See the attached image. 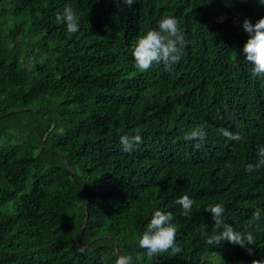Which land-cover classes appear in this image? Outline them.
<instances>
[{
	"label": "trees",
	"instance_id": "16d2710c",
	"mask_svg": "<svg viewBox=\"0 0 264 264\" xmlns=\"http://www.w3.org/2000/svg\"><path fill=\"white\" fill-rule=\"evenodd\" d=\"M66 5L76 33L57 23ZM165 15L185 36L182 57L141 72L132 45ZM244 18H264V6L0 0V264L264 261V77L243 57ZM196 130L202 139H185ZM137 134L122 151L121 136ZM184 194L195 201L187 216L175 203ZM218 203L251 234L245 247L206 243L205 209ZM155 210L173 213L179 254L149 259L139 247Z\"/></svg>",
	"mask_w": 264,
	"mask_h": 264
},
{
	"label": "clouds",
	"instance_id": "9594fccd",
	"mask_svg": "<svg viewBox=\"0 0 264 264\" xmlns=\"http://www.w3.org/2000/svg\"><path fill=\"white\" fill-rule=\"evenodd\" d=\"M261 6H264V0H258ZM127 6H132L134 0H123ZM57 23L66 24L67 31L76 33L79 31L77 14L69 5L64 7L63 13L56 16ZM243 30L248 34L247 42L244 44L242 53L246 61L251 65L252 75L264 77V18H260L253 23L249 18H244L242 23ZM187 45L185 36L180 29L178 20L170 15L163 16L158 22V30L152 29L145 35L137 37L132 45V55L134 66L141 72L148 71L153 63H163L166 68L177 63L183 54ZM203 133L199 130L186 135L185 139H202ZM239 139L238 136L232 137ZM141 137L137 134L134 137L127 135L121 136L120 142L122 151L130 152L133 145L139 143ZM199 147V144L196 145ZM259 156L262 157L260 165H264V147L260 148ZM259 167V165H257ZM253 170L252 165H248L246 171ZM181 206L182 215H189L195 201L187 194L178 197L175 201ZM205 211L212 214L213 232L206 238L209 245H219L221 241H227L233 245L245 247L244 241L252 240L251 234L245 235L234 230L223 219L224 207L222 204L209 205ZM174 216L172 212H163L155 210L150 221L146 224L145 230L139 238V247L146 250V256L149 259L158 257L171 250L173 255L182 252L181 246L176 242V226L173 223ZM222 229V230H221ZM115 264H133L131 255H118ZM253 264H264L262 260H253Z\"/></svg>",
	"mask_w": 264,
	"mask_h": 264
},
{
	"label": "rangeland",
	"instance_id": "374dc122",
	"mask_svg": "<svg viewBox=\"0 0 264 264\" xmlns=\"http://www.w3.org/2000/svg\"><path fill=\"white\" fill-rule=\"evenodd\" d=\"M223 255L220 252H215L213 255L210 256V259L212 261V264H220L222 261Z\"/></svg>",
	"mask_w": 264,
	"mask_h": 264
},
{
	"label": "water",
	"instance_id": "95a60500",
	"mask_svg": "<svg viewBox=\"0 0 264 264\" xmlns=\"http://www.w3.org/2000/svg\"><path fill=\"white\" fill-rule=\"evenodd\" d=\"M81 236V235H80Z\"/></svg>",
	"mask_w": 264,
	"mask_h": 264
}]
</instances>
